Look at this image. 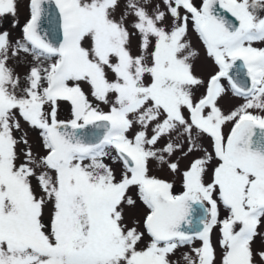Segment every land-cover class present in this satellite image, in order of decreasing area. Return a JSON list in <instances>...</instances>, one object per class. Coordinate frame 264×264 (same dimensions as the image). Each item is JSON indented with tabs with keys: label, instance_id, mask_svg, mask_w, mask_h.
I'll return each mask as SVG.
<instances>
[{
	"label": "snow or ice",
	"instance_id": "6c2138e0",
	"mask_svg": "<svg viewBox=\"0 0 264 264\" xmlns=\"http://www.w3.org/2000/svg\"><path fill=\"white\" fill-rule=\"evenodd\" d=\"M255 45L264 0H0V264H264Z\"/></svg>",
	"mask_w": 264,
	"mask_h": 264
},
{
	"label": "rangeland",
	"instance_id": "374dc122",
	"mask_svg": "<svg viewBox=\"0 0 264 264\" xmlns=\"http://www.w3.org/2000/svg\"><path fill=\"white\" fill-rule=\"evenodd\" d=\"M26 16H27V11H26L25 6L22 4L19 7V19H20V22H22L23 19L26 18ZM11 19L12 18L10 16L7 17V19L5 20V27H7L8 21H10ZM8 30L11 32V34H12L13 37H16V36L19 35V29L18 28L17 29H11V28H9ZM189 38L192 40V43L196 46V48L199 49L200 52H201L202 49H201L200 45L198 44L197 39H196L194 33L190 32L189 33ZM196 71L198 73V70L197 69H196ZM198 75H201V74H198ZM223 106H224V104H223ZM224 107L227 108L226 106H224ZM154 174L161 175L163 178H166V179H170L171 178L168 175H166L165 173H154ZM178 190H179V188L177 186V191Z\"/></svg>",
	"mask_w": 264,
	"mask_h": 264
},
{
	"label": "flooded vegetation",
	"instance_id": "af4514ba",
	"mask_svg": "<svg viewBox=\"0 0 264 264\" xmlns=\"http://www.w3.org/2000/svg\"><path fill=\"white\" fill-rule=\"evenodd\" d=\"M27 17V16H26ZM25 19H23V21L21 22V24L24 22ZM195 35V34H194ZM196 39H197V42L198 44L200 45L202 51H201V57H200V60L197 61V66H196V69L198 70V73L197 74H201V75H204L206 76L207 73L209 71H211V61L210 60H205L204 59V52H203V48L197 38V36L195 35ZM194 47H196L194 44H193ZM255 46H264V45H255ZM240 101L238 100H231V101H227V102H222L224 104V106L226 107H230L234 104H238Z\"/></svg>",
	"mask_w": 264,
	"mask_h": 264
}]
</instances>
